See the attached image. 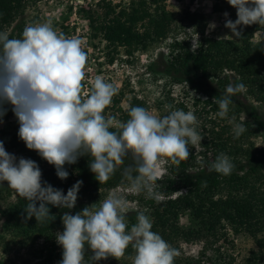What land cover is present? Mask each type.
Instances as JSON below:
<instances>
[{
    "label": "clouds",
    "instance_id": "9594fccd",
    "mask_svg": "<svg viewBox=\"0 0 264 264\" xmlns=\"http://www.w3.org/2000/svg\"><path fill=\"white\" fill-rule=\"evenodd\" d=\"M227 3L237 10V19L225 22L234 35L241 34L238 26H264V0ZM224 15L227 17L228 13ZM87 62L83 42L58 32L50 21L25 26L20 38L10 39L7 32H0V123L8 111L5 106L10 105L19 124L20 140L53 165L61 180L69 175L65 165L89 156V168L103 184L130 158L132 164L122 169L128 191L146 192L149 198L159 201L155 186L160 164L179 166L190 157L189 145H201L204 136L197 131V117L193 111L173 109L171 105H165L169 111L164 116L154 115L144 107L129 106L126 122L106 117L105 109L118 94V88L96 76L85 93ZM244 90L243 83H229L221 98H213L219 107L216 115L226 118L232 97ZM246 130L243 124L234 123V138ZM234 168L232 159L223 152L210 165L211 170L224 176ZM3 182L27 201L23 219L34 216L37 223L55 219L48 205L74 208L83 183L77 181L65 195L43 182L36 161L18 159L6 151L0 140V185ZM130 209V202L123 195L112 192L75 215L64 212L63 231L55 234L63 250L59 264H88L87 250L92 253V264L110 257L119 260L129 245L135 252L133 264H174L177 250L152 231L148 215L138 212L136 223L129 229Z\"/></svg>",
    "mask_w": 264,
    "mask_h": 264
},
{
    "label": "trees",
    "instance_id": "16d2710c",
    "mask_svg": "<svg viewBox=\"0 0 264 264\" xmlns=\"http://www.w3.org/2000/svg\"><path fill=\"white\" fill-rule=\"evenodd\" d=\"M151 4L149 10L139 11L133 9L132 2L98 0L94 9L92 5H88L87 9L80 10L87 19L91 38L100 37L105 42L108 63L113 62L120 49L126 55H131L134 51L145 50L151 44L167 39L172 14L164 10L158 0H152ZM224 4L225 7L222 3H216L213 9L225 8L230 19L235 21L236 13L230 10L228 3ZM25 5L26 0H0V32L10 30L7 32L10 39L20 35L22 22L17 19L22 18ZM238 31L241 34L236 35L235 41L211 39L201 33L195 49H191L190 39L170 38L164 74L175 82L187 83L204 96L206 104L216 107L213 98H221L229 82L228 77L222 75L223 71L232 70L239 77L236 83L245 85L246 95L252 101L264 103V26H238ZM257 32L258 40L253 43L251 39ZM232 100L231 109L247 117V121H238L247 130L239 138H234L232 126L226 124L220 128L227 134L225 139L216 135L215 138L202 142L200 161L189 145L190 157L179 166L165 162L167 175L160 180L159 187L165 198L160 201L163 202L162 209L153 202H158L154 199L148 206L153 216L152 231L166 238L179 231L188 239L217 236L226 238L228 228L233 234L248 233L255 244L264 250V148H257L249 141V136L258 132H262L264 140V123L250 102L238 100L234 96ZM112 101L113 104H118L119 99L113 97ZM129 106H139V102L133 98ZM5 107L8 111L3 119L14 115L10 105ZM108 108L109 106L105 112ZM115 108L122 122H126L129 119V107L124 112L118 106ZM2 134L0 132V140ZM3 143L13 146L19 153L31 151L29 158L36 161L41 169L43 182L62 190L65 195L77 181H83L75 207L64 209L48 205L50 214L55 219L44 223H37L34 216L25 221L23 217L27 215L24 208L27 201L9 188L7 182L0 185V194L15 198L4 215L5 218L14 222L13 227L23 238H36L44 243V248L38 251L40 257H43L42 264H59L63 250L56 242L55 234L63 230L61 217L64 212L75 215L85 206L96 203L104 192L122 184V169L132 164V161L127 158L125 164L107 182L100 184L89 168L90 157L82 156L75 164L65 165L69 175L67 179L61 180L55 167L43 160L36 151L29 150L18 137V132L8 134ZM222 152L235 165L228 176L210 169V165ZM183 213H188L191 221V226L186 230H181L178 222H173L169 217L174 218ZM136 216L137 214L127 215L129 229L136 223ZM91 255V251L87 250L85 260L88 264H92ZM134 255L135 252L129 245L125 255L119 260L110 257L96 264H133ZM174 264L200 262L184 257L175 258Z\"/></svg>",
    "mask_w": 264,
    "mask_h": 264
},
{
    "label": "rangeland",
    "instance_id": "374dc122",
    "mask_svg": "<svg viewBox=\"0 0 264 264\" xmlns=\"http://www.w3.org/2000/svg\"><path fill=\"white\" fill-rule=\"evenodd\" d=\"M97 1L26 0L22 18L17 19L22 24L20 35L16 38H20L25 26L49 21L58 32H62L67 37L79 38L83 42L88 57L83 91L89 92L91 82L96 76H101L106 82L113 83L118 88V94L114 98L119 99V102L113 104L112 101L105 116L114 117L117 122H122V120L119 112H115V107H120L123 112L127 111L133 98L134 101L139 102L140 107H144L158 116L168 114L169 109H166L165 105H171L173 109H183L185 112L193 111L198 120L197 131L204 136L201 144L205 140L215 138L216 135L225 139L227 134L220 130L221 126L231 125L233 131L234 123L239 124L238 121H247V117L243 113L237 114L231 107L226 118L218 117L216 115L219 111L218 105L214 107L206 104L204 96L198 90L191 88L187 83L175 82L164 74L167 45L170 38L190 39L191 49L196 48L201 33L211 39L235 41L236 35L225 27L226 19H230L229 12L224 10L225 8H221L222 10L213 9L216 3H222L225 7L224 2L227 3V0H158L161 7L172 14L167 39L159 40L145 50L134 51L131 55H126L120 49L112 63L107 62L108 51L105 42L100 37L91 38L87 19L80 12L82 8L87 9L88 5H92L91 7L94 9ZM111 1L113 3L132 2L133 9L139 11L149 10L152 6V0ZM230 10L234 13L237 11L232 6ZM224 13H228V16L225 17ZM258 37L259 33L257 32L251 41L255 43ZM222 75L228 77V84L236 83L239 79L232 70H224ZM234 97L250 102L264 123V103L252 101L245 91ZM230 120L233 123H230ZM18 130L19 124L15 115H8L6 119H3V123H0V132H3L1 140L4 141L8 134L18 132ZM249 141L257 148H264L262 132L250 135ZM239 144L241 145L240 142ZM4 147L7 152L14 154L18 159L20 157L30 159L29 156L32 155L31 151L19 153L9 144H4ZM193 149L200 161L202 145L193 147ZM166 167L165 163L159 166L160 174L156 181L155 191L160 194L161 198L157 203L152 200L153 198H149L146 192L139 194L129 192L125 181L104 192L98 201H102L112 192H117L130 202L131 209L127 213L128 216L142 211L153 221L148 206L153 201L162 209L161 203L163 202L160 201L165 198L160 193L159 187L160 180L167 175ZM14 201L13 196L8 197L5 194H0V221H2L0 223V264H42L43 257H40L38 251L44 248V243L36 238H23L13 227L14 222L7 220L4 216ZM169 217L173 222H178L181 230H186L191 226L188 213L180 214L177 217L175 215L174 218ZM262 235L264 236V232ZM162 238L177 250L178 255L175 257L177 259L190 257L199 261L200 264H264V250L260 249L246 232L233 234L227 228L226 238L217 236L188 239L179 231L169 238L162 235Z\"/></svg>",
    "mask_w": 264,
    "mask_h": 264
}]
</instances>
